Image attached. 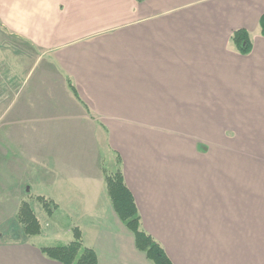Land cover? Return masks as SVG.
<instances>
[{
  "label": "crops",
  "instance_id": "crops-1",
  "mask_svg": "<svg viewBox=\"0 0 264 264\" xmlns=\"http://www.w3.org/2000/svg\"><path fill=\"white\" fill-rule=\"evenodd\" d=\"M262 16L264 0H0V39L20 43L0 53V264H61L15 226L31 190L84 217L97 264H151L107 153L172 264H264Z\"/></svg>",
  "mask_w": 264,
  "mask_h": 264
},
{
  "label": "trees",
  "instance_id": "trees-1",
  "mask_svg": "<svg viewBox=\"0 0 264 264\" xmlns=\"http://www.w3.org/2000/svg\"><path fill=\"white\" fill-rule=\"evenodd\" d=\"M141 2L142 0H136ZM261 33L264 35V16L261 17ZM230 42L234 49L246 55L251 51L252 43L249 33L244 29H237L231 33ZM68 85L72 91L74 88L70 80ZM112 167L109 168L103 162L102 173L106 192L111 206L121 223L133 235L135 247L144 253L151 264H172L161 244L141 225V218L135 200L127 187L121 167V159L115 154ZM36 199L42 201L43 208L51 213L48 202L42 196ZM16 224L20 227L22 237L37 235L41 232V225L34 209L26 201H21L15 217ZM41 252L48 258L56 260L61 264H97V257L92 248L83 244L80 230L72 229V240L53 246L42 247Z\"/></svg>",
  "mask_w": 264,
  "mask_h": 264
},
{
  "label": "rangeland",
  "instance_id": "rangeland-1",
  "mask_svg": "<svg viewBox=\"0 0 264 264\" xmlns=\"http://www.w3.org/2000/svg\"><path fill=\"white\" fill-rule=\"evenodd\" d=\"M14 44L18 46L20 43L18 40H15L13 38L7 39V40H4L1 38L0 39V53H3L4 51H7V50L9 52L10 47L8 49H5V47L8 45L13 46ZM11 51H13V48H11ZM17 52L19 53L20 51H17ZM18 57L20 56H18L17 54V58ZM27 61L31 62L30 60H27ZM0 65H1V62H0ZM9 65L12 66V64H9ZM13 69L14 68H12V70ZM15 74L19 77L21 75V71ZM1 76H2V73L0 71V77ZM17 78H14V80H16ZM14 85L15 84H13V86ZM162 124H163V129H166L168 131L167 126H169V123L162 122ZM0 125H1V120H0ZM111 154L112 153H107V156L104 155V158H103L104 163L109 168L112 167L113 165L112 161H114V156H111ZM45 199L48 202L47 206L51 208V213L46 212V210L43 208L42 201H39V200L37 201L36 197L34 196V190L33 191L31 190L29 193V196L25 198V200L34 209L36 216L39 219V222L41 225L40 236L33 237V240L35 242L42 243L43 245H46V246H53L56 244L66 243L67 241L68 242L71 241L72 240V229L75 227L78 228V225L83 222L84 217H81L80 215H77V214L67 212L65 208L63 207V203L60 200H57V199L52 200V199H49L48 197H45ZM85 218H89L92 220L96 219L95 217H89V216H85ZM15 226H17L18 229L20 228L17 224H15ZM4 234L5 233L3 232V235ZM85 243H86V240H85Z\"/></svg>",
  "mask_w": 264,
  "mask_h": 264
}]
</instances>
